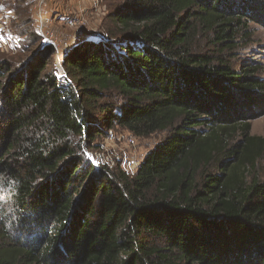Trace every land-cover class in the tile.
Here are the masks:
<instances>
[{"label":"trees","instance_id":"1","mask_svg":"<svg viewBox=\"0 0 264 264\" xmlns=\"http://www.w3.org/2000/svg\"><path fill=\"white\" fill-rule=\"evenodd\" d=\"M112 21L65 83L41 40L0 60V264H264V82L231 56L264 0H126ZM115 128L167 136L128 176L86 158Z\"/></svg>","mask_w":264,"mask_h":264},{"label":"rangeland","instance_id":"2","mask_svg":"<svg viewBox=\"0 0 264 264\" xmlns=\"http://www.w3.org/2000/svg\"><path fill=\"white\" fill-rule=\"evenodd\" d=\"M125 1L0 0V60L13 62L19 55L27 56L29 62L41 59L42 56H37L40 40L46 39L50 41L49 48L53 51L51 56H45L47 67L61 72L59 76L65 77L66 80L60 61L63 52L69 54L72 48L90 38L98 37L99 40L105 41L113 34H121L122 31L114 25L112 16L123 8ZM19 26H22V29L30 28L26 37H21L18 33ZM249 27L250 36L237 41L238 46L231 53L232 65L238 68L251 63L257 64L260 68L258 76L264 82V27L253 23L249 24ZM31 31L34 34L36 32L39 37V45L35 47L29 40ZM12 45L15 46L14 50H8ZM104 133L86 153V158L94 166L108 170L109 173L120 170L128 176L136 172L146 154L167 136L164 132H158L147 137H136L120 128ZM250 135L264 139V114L250 123ZM235 141L239 142L240 139ZM257 172L262 178L264 160L258 164ZM7 191L0 187V218L6 214L12 217ZM0 220L2 224L5 221L8 225L7 218Z\"/></svg>","mask_w":264,"mask_h":264},{"label":"built area","instance_id":"3","mask_svg":"<svg viewBox=\"0 0 264 264\" xmlns=\"http://www.w3.org/2000/svg\"><path fill=\"white\" fill-rule=\"evenodd\" d=\"M0 40H1V38H0ZM88 40H98V37H94V38H90V39H88ZM42 43H43V46H51V43H50V41H48V40H43V41H41ZM3 48V46L1 45V49ZM13 48H15V46H10V48L8 49V50H10V51H12V50H14ZM66 52L64 51L63 52V56H61V62L63 61V57H65L66 56V54H65ZM65 54V55H64ZM60 62V63H61ZM62 73L61 72H58V74H57V78H58V80L60 81V79H61V82H63V83H65L66 82V80H65V77H63V76H59V75H61ZM65 75V74H64Z\"/></svg>","mask_w":264,"mask_h":264}]
</instances>
